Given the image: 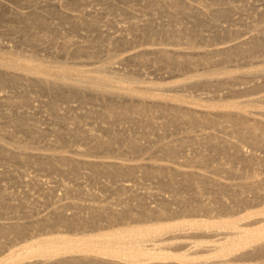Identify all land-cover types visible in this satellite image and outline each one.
Wrapping results in <instances>:
<instances>
[{
	"label": "rangeland",
	"instance_id": "1",
	"mask_svg": "<svg viewBox=\"0 0 264 264\" xmlns=\"http://www.w3.org/2000/svg\"><path fill=\"white\" fill-rule=\"evenodd\" d=\"M157 1L159 3L156 2L151 5L152 0H0V59L8 58L5 52H12L19 56L21 55V57L33 55L38 59L51 62L64 61L84 69H93L98 66H102L103 64L106 65L107 63V70H109V73L115 72L118 73L119 75H116L120 77L126 79L132 77L138 80L139 85L135 83V87H131L130 89L136 90V92L139 93H141V91H152L154 94L161 95L163 97L161 98L165 102L168 101L167 103H169V101L172 103H181L184 107L201 111L213 110L215 112V110L220 108H214L211 106L230 104L232 101L258 99L259 97L264 96V72L262 73L257 71L258 73H256V70H254L256 74L252 72L253 69L264 66L263 53L254 54L251 55V57H249L250 55H247L246 58H239L238 60L236 59L230 62L219 61L210 65L201 61L200 63H203L204 65L198 62L192 66L188 65L179 68L175 67L174 70L171 66L170 68L168 67L169 64L167 61L159 59L154 60V53L153 55L148 53L149 56L147 57L149 59L141 62L139 59L137 60V58L134 57V55L138 54L140 51H153L157 48H167L172 50L183 49L187 51L194 50V52H202L215 48L233 46V44L235 45L245 40L248 41L257 34L259 38L264 39V0H175L178 1L180 5L182 4L181 6H184V4L187 6V9L189 10L187 13L184 11L181 12V9L176 10L171 5H166L168 4L166 2L169 0ZM158 5L160 9L158 8ZM169 6L171 8H169ZM34 14L38 15H35L36 17L34 16V18ZM25 16L26 21L24 20ZM38 17L40 19L42 18L41 21L43 24L45 23L44 25H42V23L36 24L38 20H34L36 18L39 19ZM31 22H34L36 25ZM167 30H170V32L174 33V35H179V40L176 41V39H172L168 35L166 36ZM191 39L193 43L190 44L189 40ZM193 46H196L197 48H194ZM76 49H79L80 51L75 53L74 51ZM114 52L119 56H114ZM110 58H112V60ZM68 60L71 63L68 62ZM215 61H217V59H215ZM218 68L232 70V72H234V77L237 76L241 82L246 80L251 86L255 83H258L259 85L262 83L259 86L260 90L257 88L256 91L254 89L241 93L235 91L240 88L244 89V87H246L245 83L247 82L245 81L242 86V84L239 85L241 82L236 77L235 78L238 81L235 80V78L232 79L231 77L227 80V75L224 74H220V76L210 74L214 69ZM247 69L249 70L246 71ZM250 71L251 73H249ZM92 73L91 74L94 75V72ZM211 75L212 77H209ZM233 81L235 85L233 84ZM248 83L247 85L249 86ZM149 84L152 88L154 86H156V88L154 87L155 89H152L151 87H147L150 86ZM126 85H128V83H126ZM131 85L134 86V83ZM235 86L238 87L233 88ZM81 94L84 95L62 99L56 107H53L50 104L53 100V95L50 91H44L37 86H27L24 81L22 83H17L16 86L14 84H1L0 82V97L10 98L9 102L4 101L0 103V133L4 135L6 134L4 132L7 130H15V128L11 126L13 125L11 122L13 123L14 120H24V122L29 124L32 128L35 127L34 129L42 131L39 140H34L32 139V134L30 135V133L27 134L15 130L17 135L23 136L24 139L26 138L25 140H27V144H30L29 151H32L34 154L57 153L60 150H64L66 154L83 160L117 161L140 165H145V163L146 165H151L152 163V165L160 164L163 165V167L166 166L165 168L170 166L168 167L169 169L175 168L180 169V171L193 170L203 172L209 176L215 177L223 183H227L228 188L230 189L228 190V195H226L229 196L231 192L232 194L228 198L224 195V197H226H223V199L226 201H232L231 198L236 193L239 194L243 191V186L239 184L241 182L243 184L246 177L248 179H246V182H249V180H251L249 178L251 177L252 181L253 179L256 181V179L259 180V178L264 176V161H261L260 159L256 160L258 157H264V143L260 145L250 143L244 137L238 135L230 126L231 124H228L227 122H225L223 126L221 124L220 126L210 125L212 126L210 128L209 125L203 126V124L202 126H200L201 124L197 126H187L186 123H181V121H179L182 126L177 123L178 125L171 126L169 129L164 128L162 131L161 127V129H159L158 124L157 128L153 129V131L150 130L149 132V130H147L148 128H146L148 125L145 122L144 125H142V122L139 126V124L135 125V122L133 121L129 122L121 120L122 122L119 121L118 124V121H115V123L114 121H111V118H107L110 123H114V125L111 126L113 123L110 124L108 121V125H106V119L103 121L100 116H97L98 113L96 112H99L98 109H103V107L110 101L120 103L121 98L113 96H111V98L110 96L102 97L94 94L93 92L89 93L88 91L81 92L80 95ZM9 95L10 97H8ZM176 95L184 96V98L186 97V101L179 102L175 100L173 96ZM210 107L212 110L209 109ZM221 109L225 110L224 108ZM258 109L259 108L251 107L250 110H252L253 113L250 111L251 113L248 115L251 118L264 120L263 114L260 115V110ZM75 116L80 118L79 120L77 119V122H79V124L77 123L78 125H75L76 121L73 123L71 122L75 119ZM160 116V114L157 115L156 113L155 123L162 122V118H164V116ZM223 119L224 118L219 119L220 122L221 120L223 122ZM109 126L112 127L113 132L111 127L110 130H108ZM224 127H227V129ZM85 129L92 131L96 135L103 138L119 134L120 137L122 136V139L119 138V140L115 143L117 149L115 147L114 148L116 150L113 148L114 150L112 149V151L110 149L107 152L105 150H100L99 153H97L98 151H92L91 153V151L86 148H88V143L93 142V139L78 137L81 134L84 136L83 132ZM208 132H212L219 137L215 139L217 142L216 148L215 144L213 145V142L209 143L207 138L202 137ZM137 136L140 137L139 141L145 146V150L137 151L138 153L133 151L134 154L130 150L126 152V143L128 140ZM199 137L203 139L201 140ZM193 138L196 141H194ZM179 139H181V141L184 139L186 142L183 140L184 145L181 147L182 150L180 149V153H177V157L172 159H166L165 157L164 159L161 158L164 154L159 151V147H161L162 144L164 145V143H168L173 140H178V142H180ZM187 139L190 141L188 142ZM220 139L221 142L218 141ZM230 142L235 146H238V150L241 153L237 154L236 149L234 150L232 148L233 146ZM228 144H231L230 147ZM224 145L228 147L225 149V151L227 150L226 153L224 149L221 150V147H225ZM55 146L57 148L59 146L60 147L58 149H53ZM81 149L84 153L80 154V151L83 152ZM76 150H79L80 155L74 153ZM118 153L120 154L118 155ZM202 155L206 157L209 162L206 163L208 166L202 165L203 168L201 165L197 164L198 162L196 160H192L193 157H202ZM240 155L247 157L251 161L248 160V162L244 160L242 161L241 159L238 160L236 157ZM232 156H236L234 157L235 159ZM254 157H256V159ZM2 158L0 157V223L7 224L19 220L23 223L29 222L30 226L33 224V229L29 228V232L22 236H16L13 233L0 235V261L7 259L11 254H15L27 243H30L39 236H42L41 234L45 236L49 232L60 231L62 229L61 227H48L47 229L46 227L39 228L36 227L35 223L38 219L47 218L52 215L50 212L52 213V211L60 205L67 206L68 204L66 211L69 215L77 212V210L78 213L86 214L87 210L89 211V208H85L86 205L89 207L90 205L99 204L105 206L107 205L111 208H121L129 202L135 206L134 208L136 209V207H138L137 204L140 201L138 197H140V199L143 198L142 200L145 201L144 203L150 207L156 206V204L161 202V199H165L171 203L170 206H173L174 209L182 206L178 204V196H187L186 198H191L193 202L197 199H194V196L197 197V193L195 194V190L197 189L195 185L188 186L180 184L182 186L181 187L177 186L179 184H176L177 194L175 193V190L172 191L170 187L167 188V186H163L158 177L143 176L144 174L139 168L136 170L135 174L131 176L126 175L127 177L124 175L125 177L123 178V176L115 177L112 175L108 176L101 173L99 174V172H96L95 170L92 171L86 165H79V169L76 168V170H73L66 165L60 169L52 168V170L51 168L39 167L36 160L30 164H23L16 163V161L14 162L13 160H9L7 158L5 160L4 157ZM187 159L190 162H187ZM214 172L217 173L215 174ZM245 174L250 176L245 177ZM167 178L168 177H166V180H168ZM123 183L128 184V186L121 190L122 188L120 187ZM183 185L190 188H184ZM193 186H195V189ZM209 189H213L212 193L214 194H212ZM214 189L215 188H210V186H208L205 187V190L202 189L204 190V193H202V191L199 192L200 190H198V194H201L199 197L201 198L202 196L201 199L203 203L211 202L212 204V199L213 201H216V199L222 196V194L216 190L217 188L215 190ZM216 191L219 194H216ZM245 191L241 192L243 193L242 195L244 196L245 194L248 196V192L245 193ZM79 192L81 194H79ZM238 194L235 196L240 197L241 194ZM217 195L220 196L218 197ZM200 198L198 199L201 201ZM136 200L139 201L137 202ZM199 200H196L195 202ZM217 201L215 202L216 204H212V207L215 204L213 207L215 209L213 210L215 213H209L208 215L205 213L204 215V212H201L191 216L192 214L189 211L187 215H184L187 212H180L181 215L177 214V217H175L174 220H168L169 222L165 220L166 222H163L171 223L178 220L195 218V216L198 219L207 218L208 220H212L211 218H215L217 215L216 212L218 213V216L223 215L221 212L222 209L220 211V204L217 203ZM7 208H9V210ZM11 208H13V210ZM241 209L242 208H240V210ZM224 214L226 213L224 212ZM15 216H17L18 219H14L16 218ZM128 220L131 219H127L126 222L124 220V223L130 222L131 224H141L145 223V221L148 222L149 218L145 219L142 217L136 220L137 222L134 219L133 222L132 220ZM102 221L96 229H102L104 227L116 228V226L118 227L119 225L124 226L122 223L109 225L104 220ZM150 222L156 223L162 221H159L158 218H150ZM34 226L36 227L35 229ZM190 229L191 228H188V230ZM192 229L190 232L188 230L185 232H187V234L192 233L193 237L191 235L186 238L183 237V239L185 238L184 240H187L189 243L187 247L195 245L196 240L201 241L200 243L204 240L202 244L209 245L211 243L209 241L219 238V236H212V234L207 231H205L204 234L203 230H197V228ZM44 232L46 234H44ZM177 233L180 234V232ZM69 234L71 235L73 233ZM37 235L39 236L36 237ZM175 235L177 236V234ZM173 239L167 240L173 243L168 248L169 252L177 254V252L180 253V251L187 248H183L180 244L182 237L177 236ZM175 240L177 244L180 245L179 247L176 246V242L174 245ZM199 246L200 245L195 246L198 247L196 250H201V246L200 248ZM194 248L192 247V250ZM204 249L205 248H203V250ZM206 251L207 250L202 253L198 252V254L193 253L195 255V262H204L209 259L210 262H215L213 264H219L218 262L216 263L219 259L211 257L210 253ZM248 251L251 250L243 249V252H239L238 250L235 253V257L234 255L230 256L231 258L233 257L232 259L235 261H232L234 262L232 264H264V255H256L257 253L255 252H251L250 254ZM193 252H195V250H193ZM28 260L32 262L37 260V257L28 258L26 261ZM165 261L167 263L175 262L177 264L188 263L177 258H169ZM24 263L23 261H19L13 264ZM38 264L45 263L42 262ZM229 264L231 263L229 262Z\"/></svg>",
	"mask_w": 264,
	"mask_h": 264
},
{
	"label": "bare ground",
	"instance_id": "2",
	"mask_svg": "<svg viewBox=\"0 0 264 264\" xmlns=\"http://www.w3.org/2000/svg\"><path fill=\"white\" fill-rule=\"evenodd\" d=\"M162 1H164V0H162ZM156 2H158V1L152 0L151 5H153V3L155 4ZM166 3H168V4H166ZM166 3H164V4L171 5L176 10L181 9V12L184 11L187 13V11H189L185 4H184V6H181L182 4L180 5V3L178 1L169 0ZM158 8H159V5H158ZM169 8H171V7L169 6ZM176 10H174V11H176ZM190 13H191V10H190ZM35 15L36 14H34L33 17ZM34 18H33V20H34ZM25 19H26V16H25L24 20ZM31 20H32V18H31ZM36 20H38V22H36V24L42 23V21H41L42 18L41 19L36 18L34 21H36ZM32 24H35V23L33 22ZM44 24L42 23V25H44ZM177 32H178V29H177ZM166 33H167L166 36L168 35L172 39H176V41H178L180 38L179 35H174V33L170 32V30L169 31L167 30ZM178 34H181V33H178ZM257 35L248 41L245 40V41H242V42L237 43L235 45L233 44V46L215 48V49L205 50L202 52H194V50L193 51H187V50H183V49H180V50L179 49H173L172 50V49H167V48H157L153 51L143 50L142 52L140 51L141 53L137 52L138 54H135L134 57L137 58V60L139 59L141 62V61H145V60L149 59L147 57V56H149L148 53H151L152 55L154 53V55H153L154 60L159 59V60L167 61V63L169 64L168 67L170 68V66H171L173 68V70L175 67L179 68V67H184V66H188V65L192 66L198 62L200 63L201 61L203 63L209 64V65L213 64L215 62H219V61H221V62H228L229 61L230 62V61H234L236 59L238 60L239 58H246L247 55H250L249 57H251V55H254V54H259V53L264 54V39L259 38ZM189 41H190V44L193 43L192 39ZM79 49H81V48H79ZM79 49H76L74 52L75 53L79 52L80 51ZM5 54H7L8 58L0 59V82H1V84L2 83L3 84L4 83L14 84L16 86L17 83H22L24 81V82H26L27 86L28 85L29 86H37L44 91L45 90H47V92L50 91V93L53 95V100L51 97L52 102H50V104L53 107H56L59 104V101L62 99L74 98L76 96H83L86 93H84L83 95L82 94L80 95V93L88 91L89 93L93 92L94 94H97V95L102 96V97L103 96H108V97L110 96V98H111V96H113V97L121 98L120 99L121 102L120 103L117 102L119 104L114 103L113 101H110V102H108V104L106 106L103 105L105 108L104 107H103V109L101 108L102 109V110L100 109L101 111L98 109L99 112H96V113H98L97 116H100V118H102L103 121L106 119L105 123H107L109 121V120H107V118H111V121H114V122L118 121L117 122L118 124H119V121L125 120V121H129V122L133 121V122H135V125L139 124V126H140L141 125L140 123L143 122L142 125L147 123L148 126L146 128H148L147 130H149V132H150V130L153 131V129L157 128L158 124H159V129L162 128L161 130L163 131L164 128L169 129L171 126L178 125L177 123H179V121H181V123L182 122L186 123L187 126L188 125L189 126H195V125L197 126L199 124H201L200 126H202V124H203V126L204 125L205 126H207V125H209V126L210 125L220 126V124L223 126V124L225 122H227L228 124H231L230 126L234 129V131L238 135L244 137L250 143H252L254 145H256V144L260 145V144L264 143V120H261L258 118H251L248 115L251 113L250 111H252V110H250L251 107H253V108L255 107V108H259L258 109V110H260L259 114L260 115L263 114V116H264V106H263L264 105V96L259 97L258 99H247V100H243V101H232V103H230V104L211 106L214 108H220V109L215 110V112L211 109V107L209 109H211L213 112L209 111V110L201 111V110H197V109H193V108H189V107H184L181 103H172L170 101H169V103H167L168 101L165 102L162 99L163 97L161 95L154 94L152 91H148L149 88H148V90H146L148 92L141 91V93L136 92V90L130 89L131 87H135V83H137V84L139 83L138 80L136 78H132V77L128 78V79L120 77V76H118L119 74L115 73V72L109 73V70H107L108 69L107 63H106V65L103 64L102 66H98V67L93 68V69H84V68H79V67L75 66L74 64H69V63L64 62V61L51 62V61L41 60V59H38L37 57H35L33 55L28 56V57H23V56L21 57V55L19 56L16 53H12V52H8V53L5 52ZM114 54H115V52H114ZM116 55L119 56L118 54H115L114 56H116ZM113 58H115V57H113ZM110 59L112 60V58H110ZM215 59H217V61H215ZM68 62H70V61L68 60ZM106 62H107V60H106ZM203 63H200V64H203ZM109 69L112 70L111 68H109ZM248 70L249 69H247L246 71H248ZM254 70H256V73H258L257 71L263 73L264 72V66L261 68L253 69L252 72H254ZM92 72H94V75H92L93 74ZM201 73H203V72H201ZM208 73H209V71H208ZM233 73L234 72H232V70H228L225 68H218V69H214L210 74L215 75V76H217V75L220 76V74L227 75V78L225 77L227 80L230 77L232 79H234L235 77L238 78L237 76L234 77ZM249 73H251V71ZM116 74H118V75H116ZM212 75L209 77H212ZM195 76H196V73H195ZM241 76H242V74H241ZM236 78H235V80H237ZM232 79H230V80H232ZM238 80L240 81L239 78H238ZM245 81L244 80H243V82L240 81L241 83L239 82L240 83L239 85L242 84V86H243L244 85L243 83H245ZM254 82H255V80H254ZM126 83H128V85H126ZM133 83H134V86L131 85ZM247 83H245L246 87H244V89L239 87L240 89L235 90V91H238L240 93L250 91V90H254V89L256 91V89L257 88L259 89V86L262 84V83H260V85H259L258 83H255L254 85L251 86L248 83L249 84V86H248ZM233 84L235 85L234 81H233ZM147 87H151V85L147 86ZM147 87H145V88H147ZM154 87L156 88V86H154ZM237 87L235 86L233 88H237ZM31 88H33V87H31ZM156 95H159V96H156ZM8 97H10V95ZM173 97L175 98V100H177L179 102L186 101V97L184 98V96L176 95ZM13 98H14V96H13ZM248 98H250V97H248ZM4 101L9 102L10 98H7V97L5 98V97L1 96L0 97V103H2ZM199 101H198V103H199ZM24 104H25V102H24ZM221 108H224L225 110H222ZM233 109H235V110H233ZM156 113H157V115L160 114L161 116L162 115L164 116V118H162L163 119L162 122H156L155 123ZM252 113H253V111H252ZM67 116H65V117H67ZM221 118H224L223 122H222V120L220 122L219 119H221ZM77 119L79 120L80 118L75 116V119L71 122L73 123L74 121H76L75 125H78L79 122H77ZM109 123H110V121H109ZM111 123H113V122H111ZM181 123H179V124L181 125ZM11 124H13L11 126L13 128H15L16 131L18 130V131H21L23 133H27V134L30 133V135L32 134L31 136H32V139H34V140H39V137L42 134V131L34 129L35 127L32 128L31 126H29V124L24 122V120L23 121H21V120L15 121L14 120V122L13 123L11 122ZM106 125H108V123ZM112 125H114V123L111 124V126ZM111 126H109V129L107 127V129L110 130ZM226 126H227V124H226ZM101 127H102V125H101ZM211 127L212 126H210V128ZM227 127L226 128L224 127V128L227 129ZM111 129H112V127H111ZM195 129H197V128H195ZM15 130H12V131H11V129H10V131L7 130L8 132L7 131L4 132V133H6L4 135L0 133V157L1 158L4 157L5 160L7 158L9 160H13L14 162L16 161V163H23V164H30L36 160L37 161L36 163H38L39 167H42V168L45 167V168H51V169L52 168L53 169L54 168L60 169L61 167L66 165L69 168L76 170V168L80 167L81 165H86L92 171L95 170L96 172H99V174L101 173V174L108 175V176L112 175L115 177L116 176H118V177L123 176V178L126 175L131 176V175L135 174L136 170L139 168L142 170V172L144 174L143 176L158 177L160 183L163 184V186L165 185V186H167V188L170 187V189H172V191L175 190V193H177L176 192L177 188L175 186L176 184H179L177 186H181L180 184H184V185H188V186L195 185L197 188L196 189L197 191L195 190V194L197 193V197L194 196V199L197 198V199H195V201L199 200L198 198H200L199 196L201 194L199 195L198 193L201 191H202V193H204L203 191L205 190V187L210 186V188H215V189L217 188L216 190L220 194H222V196L219 197L220 195H217L219 198L217 197L218 199H216V201L218 200L217 203L220 204V205L219 204L218 205L220 207V211L222 209L221 212L223 213V215L218 216V213L216 212L217 215L215 214L216 216L214 215L215 218L212 217L211 218L212 220H208L207 218L206 219H202V218L198 219L195 216V218L186 219V220H184V219L178 220V221L171 222V223H164L163 222L165 220H167V221L168 220L169 221L174 220L175 217H177V214H180V212H183V213L187 212L186 214H184V215H187L188 211H189L192 214V215L190 214L191 216L196 215V214L201 213V212H204V215H205V213L207 215L209 213H215V211H213V210H215L213 207L216 204L215 203L216 201L214 200L215 201L214 202L212 199V202L215 203L212 207L213 203L211 204V202L210 203H208V202L203 203L202 202V199H201L202 196L200 198L201 201L199 200L197 202H195V201L193 202V200L191 198H186L187 196H182V197L178 196L177 197L178 198L177 200H179L178 204H180L182 206L178 205L180 207L177 209L176 208L174 209L173 206H172L173 207L172 208L170 206L171 203L165 199H161L160 200L161 202H159L158 204H156L154 202L156 204V206L150 207V206H147L144 203L145 201L142 200L143 198L140 199V197H138L140 200V201L138 200L139 202L136 200L138 202V204H137L138 207H136V209L134 208L135 206H133L129 202H128V204H126L125 206H123L121 208H116V207L111 208V207H108L107 205L105 206V205H99V204L98 205H90L89 207H87L88 205H86L85 208L86 209L89 208V211L87 210L86 214L78 213V210H77V212H74L73 214L68 215L67 211H66L67 210L66 207L68 206V204H67V206L60 205L57 208H55L52 211V213L50 212V214H52V215H50L49 217L43 218V219L42 218L38 219L36 222L34 221L36 223V227H39V228H45L46 227V229L48 227H50V228H57V227L60 228L61 227L62 229L60 231H56V232L52 231V232H49L48 234H46L44 232V234H46L45 236L43 234H41L42 236L37 235L36 237L39 236L38 238H36L35 240H33L30 243H27L18 252H16L15 254H11L7 259L0 261V264H13V263H16L19 261H23V263L26 262L24 264H32V263L38 264V263H42V262L45 264H177L175 262L174 263H167L165 260H168L169 258H177V259L183 260L185 262H188V263H183V264H213V263H215V262H210L209 259L204 261V262L203 261L202 262L198 261L197 263L195 262V257H194L195 255L194 254H196V253L198 254V252L202 253L205 250H207L206 252L210 253L211 257L219 259L216 261V263L218 262L219 264H229V262H230L232 264L235 261H234V259H232L233 257L231 258L230 256L234 255V257H235V253L238 250H239V252L240 251L243 252V249H247V250H251V251H248V253H250V254H251V252L252 253L255 252V253H257L256 255H264V176L262 178H259V180L256 179V181H255V179H253V181H252V177H251V178H249L251 180H249V182H246L248 180L246 177V176H248L247 175L248 172H247V174H245L246 178L242 175L245 178V180H244L245 182L243 181L244 182L243 184H242V182L240 184L239 183L238 184L243 186V191H241V192H244L245 190H247V191H245V193L248 192V196H246L245 194L243 196L242 195L243 193H241V192L238 194L236 192H239V191H236L235 192L236 194H238V195L241 194L240 197L235 196L236 195L235 194L231 198L232 201H229V200L226 201L225 199H223V197L226 194L228 195V190L230 189V188H228L227 183H223L220 180L216 179L215 177L209 176L203 172L193 171V170L192 171L191 170L190 171H188V170L187 171L186 170L180 171V169H175V168L169 169L168 167H170V166L167 167L169 169L168 170L167 168H165L166 166L163 167V165H160V164H158V165L155 164L156 165L155 166L154 164L152 165V163H151V165H146V163H145V165H143V164L140 165V164L117 162V161L83 160V159L76 158L72 155L66 154L64 152V150H60L57 153L53 152V153H36V154H34L32 151H29L30 144L29 145L27 144L28 142H26L27 141V140H25L26 138L24 139L23 136L17 135L16 134L17 132ZM85 130H84L85 134L82 131L84 136H82V134H81L82 132L80 133L81 135H79V136L77 135V136L81 137V138H86V139H93L92 140L93 142L88 143V148H86L87 150L91 151V153H92V151H98L97 153H99L100 150H105L107 152L110 149L112 151V149L114 147L116 148L115 143L119 140V138L122 137V136L120 137L119 134H115L114 136L111 135L107 138H103V137L96 135L92 131H89V130L85 131ZM2 132H3V130H2ZM112 132H113V129H112ZM109 134H110V131H109ZM68 137H70V136H68ZM202 137L207 138L209 143L213 142V145L215 144V148H216L217 142L215 141V139H217L219 137H217L212 132L205 133ZM128 138H130V137H128ZM139 138L140 137L137 136L134 138L132 137L128 140V142L126 143V146H127L126 152L128 150L132 151V153H133V151L137 152V151H141V150L144 151L145 150V146L139 141ZM194 138H193V140L196 141ZM199 139H201V137H199ZM57 140H59V139H57ZM179 140H180V142H178V140L177 141L173 140V141H169L168 143H164V145L162 144L163 146L161 145V147H159V151H161L162 154H164L163 157L161 156V158L164 159V157H165L166 159H172V158L177 157V153L178 152L180 153V151L182 150L181 147L184 145L183 143L186 139L184 141L183 140L181 141V139H179ZM190 140H191V138H190ZM190 140H188V142ZM218 141L221 142V139ZM55 142H52V143H55ZM89 142H90V140H89ZM202 143H203V141H202ZM222 144H223V142H222ZM230 145H229V147H230ZM218 146H219V144H218ZM232 146L231 147L234 150L236 149L237 154L241 153L238 150L239 149L238 146H235L234 144H232ZM55 147L53 149H58L60 146L58 148L57 147L55 148ZM86 147H87V145H86ZM236 147H238V148H236ZM51 148H52V146H51ZM221 148H222L221 150L224 149V151H225V149H227L228 147L225 146V147H221ZM257 149H258V147H257ZM146 152H148V151H146ZM226 152H227V150L225 151V153ZM74 153L79 154V150H76V152H74ZM81 153H84V151L83 152L80 151V154ZM101 153H102V151H101ZM119 154L120 153H118V155ZM234 157H236V156H234ZM236 158H238V160L241 159L242 161L243 160L244 161L250 160L247 157H244L241 155L237 156ZM254 158L256 159V157H254ZM188 159L186 160L187 162L189 161ZM190 159H192V158H190ZM258 159H260L261 161L262 160L264 161V157H260V158L258 157L256 160H258ZM192 160H196L198 162L197 164L201 165V167H202V165L204 166V165H207L206 163H209L207 158L204 157L203 155H202V157H200V156L199 157H197V156L193 157ZM193 162H195V161H193ZM193 168H195V167H193ZM251 174H252V172H251ZM166 177H168L167 178L168 180H166ZM244 178H242V179H244ZM184 185H183L184 188H190V187H187ZM126 186H128V184L123 183L120 187V188H122L121 190H123V188H125ZM195 186H193L194 189H195ZM202 189H204V190H202ZM198 190H200V191L198 192ZM209 190H211V189H209ZM212 190H211V193H212ZM77 191H78V189H77ZM217 191L215 193L219 194V193H217ZM234 191H235V189H234ZM79 194H81V193L79 192ZM212 194H214V193H212ZM231 194H232V192L230 193V195ZM230 195L227 196V198L230 197ZM130 199H132V198H130ZM179 202H181V203H179ZM125 203H127V202H125ZM122 205H124V204H122ZM2 207H4V206H2ZM79 207H81V206H79ZM5 208H6V206H5ZM240 208H242V209L240 210ZM7 209L9 210V208H7ZM11 209L13 210V208H11ZM83 211H85V210H83ZM223 211L226 214H224ZM15 217L16 218H14V217L13 218L18 219L17 216H15ZM142 217H144L145 219L149 218V221L148 222L145 221V223H141V224H134V223L131 224L130 222L124 223V220L126 222L127 219H131L133 222V219L136 221ZM150 218L151 219L152 218L153 219L158 218L159 221H162V222L154 223L155 222L154 221L153 223H151ZM102 220H104L109 225H114L116 223L117 224L122 223V225H124V226L119 225L117 227L115 225L116 228H113V227L112 228H105L104 227L102 229L101 228L96 229ZM131 220H128V221H131ZM102 223H103V221H102ZM32 226H33V224H32ZM32 226H30L29 222L23 223L19 220H16L15 222L7 223V224L0 223V235H5L8 233L9 234L13 233L16 236L26 235L27 232H29V228L33 229ZM36 227L34 226V229ZM188 228H191V229L197 228V230L198 229L203 230L204 234H205V231H207L208 233L212 234V236H219V238L209 241V242H211L209 245L202 244L204 240L202 241V243H200L201 241L196 240V242H195L196 244L195 245L191 244L192 246H190V247L188 246L189 247L188 248L187 245L189 243L187 242V240H184L187 236H189V235L192 236V233L187 234V232H185L186 230H188ZM78 229H79V232H78ZM103 229H105V230H103ZM36 230H38V229H36ZM51 230H53V229H51ZM190 230H188V231L190 232ZM39 231H40V229H39ZM75 232H77V233H75ZM177 232H180V234H178ZM69 233H73V234L70 235ZM175 234H177L178 237H182L181 240L179 239L182 247L183 248L187 247L185 250L183 249V251H180V253L177 252V254H174V253L168 251V248L173 243L170 241H167V240L177 237ZM206 235H207V233H206ZM209 236H211V235H209ZM32 237H34V236H32ZM183 237H185V238L183 239ZM175 242H176V240L174 241V245H175ZM198 245L201 246V250H203V248H205V249L203 251H201L200 249H199L200 251L196 250V248H198V247H195V246H198ZM176 246L179 247L180 245H178L176 242ZM200 246H199V248H200ZM192 247L193 248L195 247L193 249V250H195V252H193ZM175 250H176V248H175ZM181 250H182V248H181ZM244 254H246V253H244ZM253 255H252V257H253ZM32 257H37V260L32 261V262L29 260L26 261L28 258H32ZM232 261H234V262H232Z\"/></svg>",
	"mask_w": 264,
	"mask_h": 264
}]
</instances>
